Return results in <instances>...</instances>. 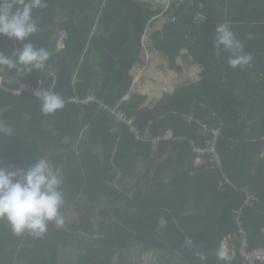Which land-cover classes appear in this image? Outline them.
Wrapping results in <instances>:
<instances>
[{
  "label": "trees",
  "instance_id": "1",
  "mask_svg": "<svg viewBox=\"0 0 264 264\" xmlns=\"http://www.w3.org/2000/svg\"><path fill=\"white\" fill-rule=\"evenodd\" d=\"M57 1L79 17L57 21L55 0L34 11L39 31L30 41L49 50L46 68L20 75L0 67V76L16 80L0 85V161L27 168L37 158L50 159L62 170L68 200L78 204L83 197L91 208H105L96 225L86 209L72 231L50 223L42 238L17 237L0 220V264H129L127 253L139 258L155 250L170 264H224L216 250L225 241L238 250L246 236L251 249L264 246V104L258 99L264 95V0H178L167 12L168 23L146 43L154 15L132 0H121L122 8L118 0ZM224 22L253 56L243 69L228 66L229 53L215 52V29ZM59 30L68 37L57 53L50 48ZM20 47L0 36L5 54ZM147 51L161 54L175 71L158 74L154 57L143 73L157 80L155 94L187 76L177 63L186 52L202 69L200 80L166 93L153 108L145 106L139 84L131 90L130 72L145 67ZM40 83L65 99L62 110L44 115L34 91L15 93ZM93 88L97 101H70L87 99ZM117 104L124 120L112 113ZM204 123L219 129L220 164L208 151L195 164L194 148L205 150L213 137L202 131ZM167 133L172 140L162 139ZM247 133L258 139L248 140ZM153 158L163 159L154 173ZM246 187L259 203H246ZM82 233L98 235L99 243H84ZM64 250L73 252L65 257ZM229 264L243 263L236 255Z\"/></svg>",
  "mask_w": 264,
  "mask_h": 264
},
{
  "label": "clouds",
  "instance_id": "2",
  "mask_svg": "<svg viewBox=\"0 0 264 264\" xmlns=\"http://www.w3.org/2000/svg\"><path fill=\"white\" fill-rule=\"evenodd\" d=\"M44 7H46L45 0H0V36L20 42L22 45L11 54L0 51V67L15 69L20 75L46 68L51 55L49 50L36 47L30 41V37L39 31L34 11ZM67 37L62 48H59V44L55 41V50L56 46L59 48L56 50L57 53L64 50ZM214 44L217 55L229 53L227 63L233 69H243L253 60V56L244 51L242 42L228 22L217 25ZM1 78L3 77L0 76ZM24 90L35 92L44 115L55 114L65 107V99L55 91L42 88L36 91L37 89L34 90L29 86L25 89L21 86L20 90L15 93L18 94ZM88 97L87 99L90 98ZM72 98L70 101L75 103H84L87 100L80 101L75 98L77 101H72ZM90 102L93 101L90 100L87 103ZM162 139L166 140L167 135H164ZM156 140L159 141V139ZM210 140H213V137ZM216 151L218 154L217 147ZM194 153L198 155L195 163L198 159H203L199 157L200 154ZM62 184V170L54 167L49 160L43 157L37 158L36 162L27 168L14 164L0 167V220L5 221L17 237L28 235L33 238H42L47 233L50 223L57 226L64 223L60 211L64 204ZM246 203L254 204L248 203L247 200ZM225 244L226 241L220 244L216 250V256L219 261L229 264L232 256ZM236 255H238L237 250Z\"/></svg>",
  "mask_w": 264,
  "mask_h": 264
},
{
  "label": "rangeland",
  "instance_id": "3",
  "mask_svg": "<svg viewBox=\"0 0 264 264\" xmlns=\"http://www.w3.org/2000/svg\"><path fill=\"white\" fill-rule=\"evenodd\" d=\"M52 5H53V8H54V10L56 12V16H57L56 17V20L57 21H65V20L71 19V18L72 19H77L79 17L78 12H76V11L75 12H72V10L68 9L61 2H59L57 0H55V2L52 3ZM164 26H165V21H162V20H158V25H155V27L158 30L159 29H162ZM151 34H152V32L151 33L148 32V34L145 35L144 40H143L144 43L147 42L148 37ZM66 36H67V33H66L65 30L55 31V34L53 36V39L51 40V48L50 49H51L52 52H56V50H59V48L56 46V50L54 51V48H53V47H55L54 40L56 41V44L58 43L62 47L63 46V43L61 42V38L62 37H66ZM53 44H54V46H53ZM187 54L188 53H186L184 57H178L177 58L178 65L183 66V67L186 68L187 76L181 75L180 80L182 81V83L175 84V88L174 89L173 88L172 89H166V90L165 89H162L160 91L159 95L157 94V96H153V94H149V92L153 93L154 92V89L157 88V86H155V81H157V80H155L151 74L144 75V73H143V72H145V71H147L149 69V66L150 65H152L153 61L155 60L154 59V56L157 55V54L146 53V63H145L146 65H145V67H143V66L140 67L138 73L135 72V70H136L135 68H134V70H132V72H130V73H132V75L134 77V82H137L139 84L138 86H140V89L139 90H136V88H135V90L137 92H140V93H144L145 92L144 95L147 96V100H146V102L144 104L145 106L154 107L155 106V103L157 101H159L166 93H172L176 88L181 87L185 83H186V85L187 84H190V83H194V82H190V81L193 80L190 77V75H193L194 73H197L198 70H197L196 67H193L192 68L193 64L189 62V58L190 57ZM164 61H165L166 68L164 69L163 62L160 63L158 65L159 66V68H158V74L164 75L165 72H169V73L170 72H175V71L169 70L167 68V62H168V60L165 59ZM188 80H190V81L188 82ZM14 81H16V80H14L13 78H11L9 76H4L3 78L0 79V83H2V82H8V83H11L12 84V83H14ZM74 82H79V81L77 79H75ZM149 84H150V86L151 85H153V86L150 87ZM26 87H27L26 85H22V88L23 89H25ZM38 90H36V91H38ZM89 93H90L89 94V97L90 98L88 97L89 99H87L86 101H84L85 104L87 102H89L90 100L95 101L97 99L96 96L94 95V88ZM128 98L129 97H126L124 100H127ZM258 99H259V101H261V102H259V105L264 104V95H261L260 97H258ZM71 100L72 101H77V99H75V98H72ZM117 106H119V104H117ZM192 119L193 118L191 117V120ZM118 120H124L123 115H120V118H118ZM131 122L132 121H129V124H131ZM201 128H202V131L204 133H206L208 131L211 132L212 130H215V132L219 131V129L217 127L211 128V127L207 126L205 123L201 125ZM87 134H88L87 132H84L83 133L84 136H87ZM172 136L173 135L171 133H167V139L168 140H172L173 139ZM68 141L69 140H66L65 143H68ZM212 142L213 141L210 140V142H208V143L210 144ZM169 150H170V148H169ZM47 160L51 161L50 159H47ZM152 161L154 163H153V166H152V170L151 171L154 173L155 167L158 164L162 163L163 159L153 158ZM200 162H203V161L198 159L196 163H200ZM8 165H10V164L5 163L3 161H0V167H7ZM137 179H139L140 181L143 180L141 178H137ZM123 206L126 207V203L123 204ZM104 208L105 207L103 205H100V203L97 204V205H95V206H93L91 208V204L88 203L87 200L85 198H83V197L80 198V200H78V204L77 203H73L72 201L68 200L67 199V195L64 194V204H63V206H62V208H61L60 211H61V215L63 217L64 223H65V225L67 227V230L70 232V231H72V230H70V226L71 225H77L79 223V218L86 211V209H87V211L90 212V221L94 225H96V223H99L100 222V212ZM162 225H163V222L161 223V226H159V229L162 227ZM82 234L83 235H81V236L83 237V242L84 243L85 242H88V241L90 243H97V244L99 243V241H98L99 236L98 235H90V234H84V233H82ZM76 251L77 252H75L74 255H76L79 250H76ZM72 252H73L72 250H68V251L64 250V251H60V255H63V256L66 257L67 254H70L71 255ZM233 255H235V252H234ZM165 258L166 259H169V256L166 255ZM155 260H156V257L152 254V252L151 253L150 252L149 253H146V251H145V252H143V255L141 256V258L138 259L137 264H155ZM132 262L134 264V261H132ZM173 263L174 264H180V262H176V261H173Z\"/></svg>",
  "mask_w": 264,
  "mask_h": 264
},
{
  "label": "crops",
  "instance_id": "4",
  "mask_svg": "<svg viewBox=\"0 0 264 264\" xmlns=\"http://www.w3.org/2000/svg\"><path fill=\"white\" fill-rule=\"evenodd\" d=\"M132 2L134 3V4H140L141 6V9H143V10H146V9H148V11H150V13L152 14V15H154L151 19H150V22H153V21H155V25H158V20H162V21H165V25H166V23H168V17H167V12L170 10V8H172V6H173V3H176V2H178V0H132ZM103 6L104 5H106V3H103L102 4ZM116 6L117 7H119V8H122L123 7V4H121V0H118V2H117V4H116ZM156 30H158L155 26L151 29V27H148L147 28V30H146V32H145V35H146V33L148 34V32H153V31H156ZM144 46V48L146 47V45H143ZM186 52V51H185ZM147 53H150L149 51H147ZM186 53H188V52H186ZM185 53V54H186ZM151 54H157V53H151ZM156 59H158V61L160 62V63H162L163 62V65H164V69L166 68V66H165V59L161 56V54H157V55H155L154 56ZM159 57V58H158ZM159 63V64H160ZM144 67V66H143ZM192 67H196L197 68V73L196 74H193V75H190V77L193 79L191 82H194V83H197L199 80H200V77H201V72H202V69H200L199 68V66H196V65H194V66H192ZM196 72V71H195ZM53 75H55V73L53 74ZM191 80V79H190ZM189 80V81H190ZM75 81V80H74ZM181 81V80H180ZM186 82V81H185ZM181 83H182V81H181ZM138 83L137 82H133V86H132V89L131 90H133V87L135 86V85H137ZM184 85H186V83L185 84H183L182 86H184ZM41 88H43V86H42V83H40V85L38 86V88H37V90L38 89H41ZM175 88V86L173 87V89ZM177 89V88H176ZM175 89V90H176ZM174 90V91H175ZM161 91V90H160ZM173 91V92H174ZM172 92V93H173ZM131 93V94H130ZM126 97H129L130 98V96H132V91L130 92ZM145 93V92H144ZM144 93H142V94H144ZM160 93V92H159ZM135 94V93H134ZM153 94V96H156L157 94H155V92H153L152 93ZM125 97V98H126ZM124 98V99H125ZM128 98V99H129ZM119 106H120V104H119ZM117 108H118V106L117 107H115L113 110H114V112L112 111V113H116V117H117V119L118 118H120V115H123V113L121 112V111H117ZM150 108H153V107H150ZM118 113H120V115H118ZM123 117H124V115H123ZM129 123V122H128ZM254 133H256V132H254ZM251 135H252V133H251ZM246 137H247V139L248 140H256V139H258L257 138V135H255L254 137L253 136H250L248 133H247V135H246ZM262 140H264V138H262ZM261 157H263L264 158V152L261 154ZM196 165H200L201 163H195ZM263 176H264V174H263ZM263 233H264V231H263ZM227 247H228V249H229V251H230V253H231V255L232 256H235V255H233L234 254V252L236 253V249H231L229 246H228V244H227V242H226V244H225ZM167 260V262H168V264H170V260L169 259H166ZM166 264V263H165Z\"/></svg>",
  "mask_w": 264,
  "mask_h": 264
},
{
  "label": "built area",
  "instance_id": "5",
  "mask_svg": "<svg viewBox=\"0 0 264 264\" xmlns=\"http://www.w3.org/2000/svg\"><path fill=\"white\" fill-rule=\"evenodd\" d=\"M67 37V36H66ZM66 37L61 38V42L64 43V40ZM60 46V44H59ZM63 47V46H62ZM61 46L59 48H62ZM114 112V110H112ZM120 115V113H118ZM213 134V142L210 143L205 150H201L199 148H195L194 152L198 154H203L204 152H211L213 154V157L211 158V161H217L220 164L219 161V155L216 151V145H217V139L219 137V131L215 132V130H212ZM243 192L247 195V202L250 204L257 203L259 201V197L255 192H252L247 187L243 189ZM244 233V231H241ZM238 255L242 259L243 264H259L264 263V246H260L257 248L251 249L248 243V239L246 236H243L241 238L240 246L237 250Z\"/></svg>",
  "mask_w": 264,
  "mask_h": 264
},
{
  "label": "flooded vegetation",
  "instance_id": "6",
  "mask_svg": "<svg viewBox=\"0 0 264 264\" xmlns=\"http://www.w3.org/2000/svg\"><path fill=\"white\" fill-rule=\"evenodd\" d=\"M137 251H139V249H137ZM151 253L156 257L155 260V264H167V260L164 256H166L164 253H161L158 250L155 251H146V253ZM143 255V253L141 254V256ZM127 257H129L127 260L129 262V264H133L132 261H134V264H137L138 259L141 258V256L139 258H137V256L133 253V254H126ZM116 258V257H115ZM114 258V260L116 261V259ZM119 264V262H117Z\"/></svg>",
  "mask_w": 264,
  "mask_h": 264
},
{
  "label": "water",
  "instance_id": "7",
  "mask_svg": "<svg viewBox=\"0 0 264 264\" xmlns=\"http://www.w3.org/2000/svg\"><path fill=\"white\" fill-rule=\"evenodd\" d=\"M113 264H116V263H113Z\"/></svg>",
  "mask_w": 264,
  "mask_h": 264
}]
</instances>
